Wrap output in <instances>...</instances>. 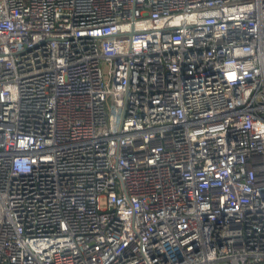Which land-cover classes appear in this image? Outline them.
<instances>
[{
    "label": "built area",
    "instance_id": "built-area-1",
    "mask_svg": "<svg viewBox=\"0 0 264 264\" xmlns=\"http://www.w3.org/2000/svg\"><path fill=\"white\" fill-rule=\"evenodd\" d=\"M0 264H264V0H0Z\"/></svg>",
    "mask_w": 264,
    "mask_h": 264
},
{
    "label": "rangeland",
    "instance_id": "rangeland-1",
    "mask_svg": "<svg viewBox=\"0 0 264 264\" xmlns=\"http://www.w3.org/2000/svg\"><path fill=\"white\" fill-rule=\"evenodd\" d=\"M101 205H102V206L104 205V201H103V200L101 201Z\"/></svg>",
    "mask_w": 264,
    "mask_h": 264
}]
</instances>
